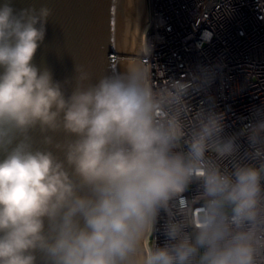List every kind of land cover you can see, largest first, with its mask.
<instances>
[{
	"label": "clouds",
	"instance_id": "9594fccd",
	"mask_svg": "<svg viewBox=\"0 0 264 264\" xmlns=\"http://www.w3.org/2000/svg\"><path fill=\"white\" fill-rule=\"evenodd\" d=\"M52 14L0 0V264H264V109L224 137L206 95L186 131L216 67L158 89L139 67L57 80L35 63Z\"/></svg>",
	"mask_w": 264,
	"mask_h": 264
},
{
	"label": "built area",
	"instance_id": "2783aa9c",
	"mask_svg": "<svg viewBox=\"0 0 264 264\" xmlns=\"http://www.w3.org/2000/svg\"><path fill=\"white\" fill-rule=\"evenodd\" d=\"M148 10L142 43L143 70L150 86L158 89L169 82L187 81L200 66L216 67L219 75L207 94L187 98L192 111L184 120L186 131L210 95L214 110L225 116L224 137L237 135L256 109H264V0H148ZM237 143L236 161L256 163L244 159L246 138L240 137ZM181 150L187 151V146L177 149ZM221 167L231 171L232 161H222ZM199 193L194 182L182 196L191 201ZM167 219L161 212L149 246L153 241L165 246Z\"/></svg>",
	"mask_w": 264,
	"mask_h": 264
},
{
	"label": "water",
	"instance_id": "95a60500",
	"mask_svg": "<svg viewBox=\"0 0 264 264\" xmlns=\"http://www.w3.org/2000/svg\"><path fill=\"white\" fill-rule=\"evenodd\" d=\"M17 8L52 10L45 45L35 57L55 79L75 76L83 65L93 81L105 74L144 67L142 37L149 21L148 0H14Z\"/></svg>",
	"mask_w": 264,
	"mask_h": 264
},
{
	"label": "bare ground",
	"instance_id": "6f19581e",
	"mask_svg": "<svg viewBox=\"0 0 264 264\" xmlns=\"http://www.w3.org/2000/svg\"><path fill=\"white\" fill-rule=\"evenodd\" d=\"M142 39H143V37H142ZM142 42H143V41H142ZM142 44H143V43H142ZM148 240H149V239H148ZM148 240L145 241V246H146V247L149 246Z\"/></svg>",
	"mask_w": 264,
	"mask_h": 264
}]
</instances>
